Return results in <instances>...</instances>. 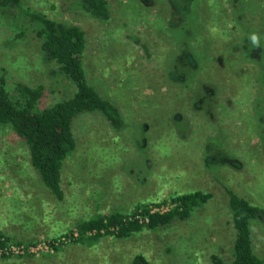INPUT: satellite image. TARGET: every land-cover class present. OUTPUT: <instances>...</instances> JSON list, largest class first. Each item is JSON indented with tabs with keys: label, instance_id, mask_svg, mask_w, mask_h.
<instances>
[{
	"label": "rangeland",
	"instance_id": "1",
	"mask_svg": "<svg viewBox=\"0 0 264 264\" xmlns=\"http://www.w3.org/2000/svg\"><path fill=\"white\" fill-rule=\"evenodd\" d=\"M22 1L86 32L89 79L120 108L126 128L115 131L99 114L75 120L77 150L65 162L59 202L23 141L0 127V235L37 243L30 258L0 264H134L138 256L150 264H230L227 190L264 207V0H109L108 22L75 0ZM14 14L0 17L7 89L44 85L41 109L69 98L72 85L45 59L35 34L17 39ZM253 32L260 48L250 42ZM197 191L213 197L186 221L128 239L87 240L92 234L72 243L83 221L146 207L166 212L170 205H153ZM252 227L264 258V220Z\"/></svg>",
	"mask_w": 264,
	"mask_h": 264
},
{
	"label": "trees",
	"instance_id": "2",
	"mask_svg": "<svg viewBox=\"0 0 264 264\" xmlns=\"http://www.w3.org/2000/svg\"><path fill=\"white\" fill-rule=\"evenodd\" d=\"M79 7L97 21L108 22L112 17L109 0H75ZM192 3L193 0H186ZM182 8L186 10L188 5ZM13 11L14 20L19 26L17 39H24L27 31H32L40 41V49L45 59L56 65L57 74L64 77L73 87L72 95L47 108H40L45 95V86L22 85L16 93L7 89L5 78H0V127L9 129L23 141L29 152L30 163L39 174L49 193L59 202L65 200L63 171L68 157L77 150L74 134L75 120L83 115L99 114L117 132L126 128L120 108L106 99L91 83L85 65L88 49L86 32L78 26L51 19L46 13L33 10L24 5L22 0H0V17ZM6 15V14H5ZM20 33V34H19ZM228 207L231 213L235 239L231 249L230 264H264V258L254 249L252 222L264 220V207L254 204L228 189ZM211 193L193 192L172 196L169 200L154 204V208L170 205L166 212H155L144 208L134 216L120 213L99 215L83 221L72 232V243L101 237L128 239L144 230L157 231L177 220L186 221L192 213L206 205ZM138 216H143L142 221ZM75 232V233H74ZM71 233V232H70ZM75 234L78 238L75 239ZM67 237H70L66 235ZM54 240L49 242L53 249ZM25 247L24 255L12 251L5 252L12 246ZM37 243H14L13 239L0 235V260L30 258V246ZM134 264H150L143 256H138Z\"/></svg>",
	"mask_w": 264,
	"mask_h": 264
},
{
	"label": "clouds",
	"instance_id": "3",
	"mask_svg": "<svg viewBox=\"0 0 264 264\" xmlns=\"http://www.w3.org/2000/svg\"><path fill=\"white\" fill-rule=\"evenodd\" d=\"M250 42L253 48H260V36L258 33L253 32L249 35Z\"/></svg>",
	"mask_w": 264,
	"mask_h": 264
},
{
	"label": "built area",
	"instance_id": "4",
	"mask_svg": "<svg viewBox=\"0 0 264 264\" xmlns=\"http://www.w3.org/2000/svg\"><path fill=\"white\" fill-rule=\"evenodd\" d=\"M140 221H142V218L141 219H139ZM76 236V235H75ZM78 238V237H77ZM77 238H75V239H77ZM34 248H29L28 249V251L29 252H32V250H33ZM9 251H12V252H14L15 254H20V253H23V254H25L26 253V248H24V247H18L17 249H14V248H10V249H8V250H6L5 252H9ZM0 254H2V251H0ZM21 255V254H20Z\"/></svg>",
	"mask_w": 264,
	"mask_h": 264
}]
</instances>
